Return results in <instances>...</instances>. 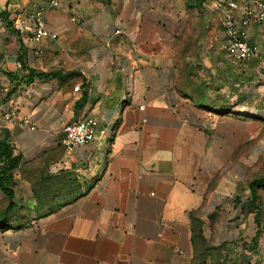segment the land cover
Instances as JSON below:
<instances>
[{
	"label": "crops",
	"instance_id": "crops-1",
	"mask_svg": "<svg viewBox=\"0 0 264 264\" xmlns=\"http://www.w3.org/2000/svg\"><path fill=\"white\" fill-rule=\"evenodd\" d=\"M220 1L58 0L57 38L32 42L49 0H0V136L22 160L0 264H264V208L256 221L247 205L264 26L252 58L227 59ZM84 117L94 137L65 157L63 129ZM37 195L68 200L37 214ZM228 215L252 217L259 254L227 239Z\"/></svg>",
	"mask_w": 264,
	"mask_h": 264
},
{
	"label": "built area",
	"instance_id": "built-area-1",
	"mask_svg": "<svg viewBox=\"0 0 264 264\" xmlns=\"http://www.w3.org/2000/svg\"><path fill=\"white\" fill-rule=\"evenodd\" d=\"M57 6L58 0H49L47 6L40 7L31 14L33 29L30 41L39 42L44 38H57V34L52 32L45 23L46 10ZM217 6L222 11L221 24L224 33L225 57L233 62L249 60L256 52L249 29L253 24L264 26V0H222L217 3ZM75 89H78V86ZM139 107L142 108L143 105ZM2 116L5 120H9L13 118L14 113L7 112ZM20 123L33 128L28 117H22ZM96 127L97 120L93 117L80 118L66 125L61 141L64 156L69 155L74 147L91 141Z\"/></svg>",
	"mask_w": 264,
	"mask_h": 264
},
{
	"label": "rangeland",
	"instance_id": "rangeland-1",
	"mask_svg": "<svg viewBox=\"0 0 264 264\" xmlns=\"http://www.w3.org/2000/svg\"><path fill=\"white\" fill-rule=\"evenodd\" d=\"M264 50V47H263ZM264 64V52H263V59H261ZM263 67L259 68V83L260 81H264V65H261ZM249 79L250 76H249ZM255 82L252 79L248 80V82ZM247 105H254L250 102H247ZM259 106L264 108V103H259ZM248 126L249 130L254 129L256 126L253 121L255 119L248 118ZM256 132H258L256 135L252 134L251 136L249 135L248 141H247V149L248 153H253L255 150L259 149V158L255 159V163H252V159H248V164L252 163L254 166L250 167L248 169V174L247 177L248 179H252L254 177H259V176H264V120L260 121L259 120V127L256 129ZM42 170V168L40 169ZM25 175V174H24ZM31 185V183H30ZM243 185V184H242ZM37 189L43 188V186H40V184H35ZM56 189L55 191H59L57 195L62 191V189H65L63 186H54L52 187ZM43 193H39V195H42ZM260 194V207L261 209L264 208V190H259ZM37 195L35 198H37L35 203L37 202V207L35 209V212L37 214L41 212H48L49 210L53 209L55 205H60L66 202L68 199L65 198H42L38 197ZM52 195V193H51ZM31 205V204H30ZM27 210H31V208H23V211L25 214H27ZM240 218V219H239ZM225 224L223 225L224 232L227 236V239H230L231 244L234 245L235 242L236 244L242 248V250L247 251V254H259L258 248L253 249L252 241L250 240V233L252 230L253 222H252V217H239V216H232L228 215L224 217ZM222 227V226H221ZM241 230V231H239ZM240 232V233H238ZM254 251V252H253ZM243 252V251H242ZM259 257V256H258Z\"/></svg>",
	"mask_w": 264,
	"mask_h": 264
},
{
	"label": "trees",
	"instance_id": "trees-1",
	"mask_svg": "<svg viewBox=\"0 0 264 264\" xmlns=\"http://www.w3.org/2000/svg\"><path fill=\"white\" fill-rule=\"evenodd\" d=\"M45 75V74H41ZM21 156L15 152L9 136L6 132L0 136V191L7 199L6 207L0 211V219L5 221L9 213L16 207L14 193V175L21 167ZM249 197L247 205L255 211V219L258 221L260 214L259 190H264V176L254 177L247 183ZM61 205V204H60ZM50 211V210H49ZM48 211V212H49Z\"/></svg>",
	"mask_w": 264,
	"mask_h": 264
}]
</instances>
